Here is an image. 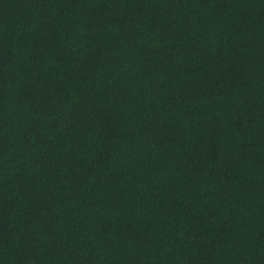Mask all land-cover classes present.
Listing matches in <instances>:
<instances>
[{"label":"trees","instance_id":"obj_1","mask_svg":"<svg viewBox=\"0 0 264 264\" xmlns=\"http://www.w3.org/2000/svg\"><path fill=\"white\" fill-rule=\"evenodd\" d=\"M0 264H264V0H0Z\"/></svg>","mask_w":264,"mask_h":264}]
</instances>
